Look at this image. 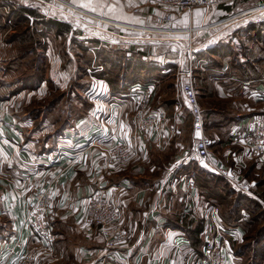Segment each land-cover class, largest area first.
<instances>
[{
    "label": "crops",
    "instance_id": "1",
    "mask_svg": "<svg viewBox=\"0 0 264 264\" xmlns=\"http://www.w3.org/2000/svg\"><path fill=\"white\" fill-rule=\"evenodd\" d=\"M16 1H22L19 12L29 19L32 29L51 36L55 43L45 47L42 43L36 49L43 53L48 67L35 83L26 87L18 81L7 84L11 95L5 96L7 87L3 88L0 77V264H13L23 250L38 243L24 215L25 202L47 186L53 192L47 213L52 238L46 252L52 253V259L43 258L45 253L37 264H196L215 236L214 223L227 232L228 224L214 205V221L207 218L210 203L201 188L196 186L188 200L185 188L175 187L174 182L181 175L197 174L188 166V160L194 159L196 137H203L208 146L225 147L247 131L254 116L264 112V16L247 19L235 15L264 4V0L212 7L206 20L231 19L207 32L192 58L185 54L182 42L140 46L115 36L114 41L73 40V33L81 30L68 25L66 32L62 21L52 27L44 6L32 0ZM88 3L96 4L94 0ZM117 5L106 0L94 7L115 20L135 24L151 20L149 8L136 16L128 3L120 2L122 8ZM122 9L126 20L116 16H123ZM110 12L116 15L108 16ZM201 15L196 10L195 24ZM221 35L225 36L222 42ZM17 40L12 41L14 53ZM9 46L0 43L1 61L6 60L1 58L3 48ZM51 46L61 55H55ZM164 46L170 47V54L160 52ZM32 51L12 59L28 64ZM108 52L112 58L105 56ZM186 79L191 80L201 109L200 132L192 128L181 89ZM151 81L154 90L149 105L152 110H162L166 120L161 132L141 133L127 90L132 84ZM49 85L63 98L56 106L47 102L38 112L37 103L27 96L49 95ZM109 132L137 146L134 160L125 168L106 165L104 147L98 144ZM185 137L192 145L190 157L178 150ZM172 159L166 168L164 163ZM99 190L121 208L120 223L127 232L121 249L105 247L98 229L81 221L84 200ZM179 234L186 235L191 244L177 254L172 240Z\"/></svg>",
    "mask_w": 264,
    "mask_h": 264
},
{
    "label": "built area",
    "instance_id": "2",
    "mask_svg": "<svg viewBox=\"0 0 264 264\" xmlns=\"http://www.w3.org/2000/svg\"><path fill=\"white\" fill-rule=\"evenodd\" d=\"M32 1L48 9L57 8L58 10H63L82 26H86L89 29L102 28L101 31L132 44L143 46L160 42H182L185 54L192 58L196 54L197 38L204 32L212 31L231 19L230 17L208 21L205 19L206 13L214 6L232 5L237 0H122L126 4L128 3L129 11L133 15L140 16L144 7L151 10V20L145 24L115 20L80 6H75V4L72 5L71 2L66 0ZM20 4H22V1H16L15 5ZM10 6L15 9L13 3L4 4L2 9ZM196 10H203L198 24L194 23ZM53 13L57 12L53 11ZM235 15L242 17L264 16V4ZM55 20L62 21L69 26L76 24L57 16H55ZM181 89L184 94L185 104L191 114L192 128L200 132L202 130V114L191 80L186 79L183 81ZM153 90V81L146 84H132L127 90L128 99L135 103V124L137 130L141 133L161 132L166 120V115L162 110H152L149 107ZM233 141L242 147V156L264 153V112L254 116L247 131L237 136ZM99 143L98 145L104 147L105 162L109 167L127 166L137 152L135 143L111 132L105 135ZM209 153L208 143L203 137H196L193 150L194 158L206 162L210 157ZM233 159L235 167L218 169L211 163L213 166H210L211 169L208 168V170L211 173L220 174L232 189L252 195L248 190L249 187L245 186L238 177L241 157H239L240 160ZM194 180L195 177L189 174L179 176L174 182L175 187L181 185L182 188H185L188 200L192 199L191 193L196 188ZM52 203L53 192L48 186L35 191L26 200L24 215L38 243L23 250L14 259L13 264H36L43 256L44 251H48L52 231L47 220V213ZM209 206L210 213L207 218L212 222L214 221L215 210L213 206ZM121 215V208L117 202L104 191L99 190L84 200L81 221L86 226L98 229L105 247L117 250L124 247L127 240V232L120 223ZM214 232L215 236L205 245L201 255L196 260V264H231L233 262L234 255L230 241L233 239L232 236L238 237L242 235L240 227L235 226L227 232L222 226L214 223ZM190 244V239L184 234H179L172 240V246L177 251V254L184 247L190 246Z\"/></svg>",
    "mask_w": 264,
    "mask_h": 264
},
{
    "label": "rangeland",
    "instance_id": "3",
    "mask_svg": "<svg viewBox=\"0 0 264 264\" xmlns=\"http://www.w3.org/2000/svg\"><path fill=\"white\" fill-rule=\"evenodd\" d=\"M71 2L72 4L76 3H88V0H66ZM83 1V2H82ZM91 1V0H89ZM96 4L94 6L100 7L101 2L106 0H94ZM114 3L119 5L120 2L123 3L122 0H112ZM13 3L15 9L11 6L9 8L2 7L4 4ZM237 0L235 3H238ZM235 3L231 6L234 7ZM15 0H0V43L9 44V47L3 48L5 53L2 54L1 58H6L5 61L0 60V77L2 76L1 82L3 83V88L7 87L5 90V96L10 94V86H13L15 82H19L22 86L27 84H33L37 81V79L44 73L46 66L48 67L47 59L42 56L40 51H36V49L41 48V44L44 43V47L49 42H54V39L50 36L49 38L45 35H42L36 31V29H32V26L29 25V19L23 17L19 10V5H15ZM82 8H87L90 11L96 12L98 14L104 15L101 9H94L92 3L91 8L85 7L82 4H78ZM117 5V6H118ZM115 6V8L117 7ZM121 7V5H119ZM122 8V7H121ZM214 8V7H213ZM216 8V7H215ZM46 12H48L49 19L55 20V16L58 18L68 20L71 22H75L72 16L63 10H58L57 8L48 9L45 8ZM211 10V9H210ZM56 11L57 13H53ZM111 11V10H110ZM200 12L203 10H199ZM122 9V13H123ZM115 13H113L114 15ZM112 16L111 12L108 16ZM116 15V14H115ZM117 18L125 19V12L122 15L118 14ZM122 16V17H121ZM248 19V17H246ZM137 21V20H132ZM73 24V27L77 30L84 31L83 33L79 32V34L72 35L73 40H80V42H84L85 40H91L98 38L100 39H108L115 40L113 35H110L104 31H101L102 28L99 29H89L86 26H82L80 23ZM68 25V24H66ZM249 23H246L248 26ZM85 27V28H84ZM213 32V31H212ZM221 33V32H220ZM67 35V34H66ZM208 33L204 32L201 37H198L196 40V44L199 47L203 41V36H207ZM216 38V36H214ZM19 42V45L16 43V52L12 51V41L15 39ZM207 38V37H206ZM225 38L224 35L220 36V42ZM66 39H69L68 35ZM97 39V40H98ZM211 39V38H210ZM95 41V40H94ZM61 44V42H60ZM76 46H80L79 43H75ZM175 47H179L184 49L181 44H172ZM170 46V45H169ZM164 46L162 47L160 52H166L170 54V47ZM73 49V46H71ZM172 47V46H171ZM30 48H32V52L34 55L29 58V63L21 62L16 59H12V57L17 54L22 57L24 53H27ZM51 49L55 55L58 53L61 55V52H57L55 48L51 46ZM77 51V48L75 52ZM107 52V51H106ZM104 53V52H103ZM109 55H105L107 57L112 58ZM66 55V54H65ZM118 55V54H117ZM120 56V55H118ZM105 58V57H104ZM109 67V63L107 64ZM107 70V69H106ZM110 70V69H108ZM5 76V77H4ZM11 88H15L12 87ZM49 95H45L43 97L35 98L33 96H27V99L31 102L37 103L36 107L38 112L42 111V108L46 106V103L49 102L50 107L56 106L59 104V101L62 100L59 98H63L58 96L56 89L50 87ZM3 92V91H2ZM8 93V94H7ZM11 95V94H10ZM30 97V98H29ZM134 103V102H133ZM199 103V102H198ZM150 107V105H149ZM135 109V103H134ZM151 109V107H150ZM154 110V109H153ZM36 112V111H35ZM135 113V110H134ZM135 119V114H134ZM187 141V137L184 138V141L180 144L179 151L185 156L190 157L191 155V143L185 142ZM209 148V159L204 162L202 160L194 158L192 160H188V166L191 170L196 171L197 174L195 176V184L198 188H201L203 195L208 199L211 206H215L219 208L220 214H222L225 218L226 223L228 224L226 228L230 229L235 226H239L242 235L238 236L237 239H232L230 241V246L233 251V261L235 260L238 264H264V153L258 155H245L242 156L241 152L243 151L242 147L237 143H231L225 147L219 146V144L211 143L208 146ZM227 151L226 154L222 155V152ZM241 157V160L239 157ZM238 157V158H237ZM134 158V157H133ZM131 159L130 162L134 159ZM240 160V168L238 170L239 180L245 186H248L249 192L252 194H247L243 191H238L232 189L223 179L220 174L211 173L208 171L206 173L204 170L211 169L210 166H214L218 169L222 168H232L234 166V159ZM190 159V158H189ZM129 162V164H130ZM173 163L172 160H168L164 163L167 168L170 163ZM212 163V164H211ZM128 166V165H127ZM125 168V167H119ZM202 170V171H201ZM181 174H184L180 172ZM197 188V189H198ZM82 211L79 213L81 214ZM87 227V226H86ZM83 228V227H82ZM47 251H44L43 255ZM52 253L48 252L43 257L45 258L47 255L52 259ZM42 258V257H41ZM39 261V260H38ZM37 264V263H36Z\"/></svg>",
    "mask_w": 264,
    "mask_h": 264
},
{
    "label": "trees",
    "instance_id": "4",
    "mask_svg": "<svg viewBox=\"0 0 264 264\" xmlns=\"http://www.w3.org/2000/svg\"><path fill=\"white\" fill-rule=\"evenodd\" d=\"M47 23H48L49 25H51L52 27H55V26L57 25L58 22H57L56 20L48 19V20H47ZM65 31H66V32H69V26L66 25V24H65Z\"/></svg>",
    "mask_w": 264,
    "mask_h": 264
},
{
    "label": "bare ground",
    "instance_id": "5",
    "mask_svg": "<svg viewBox=\"0 0 264 264\" xmlns=\"http://www.w3.org/2000/svg\"><path fill=\"white\" fill-rule=\"evenodd\" d=\"M80 1H81V0H80ZM82 2H83V1H82ZM78 4H80V5L82 4V5H83V3H76L75 6H79ZM72 5H74V4H72ZM83 6L88 7V8H91V7H92V6L89 5V3H84ZM93 8L95 9L94 6H93ZM111 14H112V12H111ZM112 15H113V14H112ZM84 28H85V27H84Z\"/></svg>",
    "mask_w": 264,
    "mask_h": 264
}]
</instances>
